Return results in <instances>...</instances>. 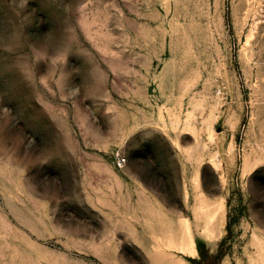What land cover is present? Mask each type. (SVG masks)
<instances>
[{
	"label": "rangeland",
	"instance_id": "1",
	"mask_svg": "<svg viewBox=\"0 0 264 264\" xmlns=\"http://www.w3.org/2000/svg\"><path fill=\"white\" fill-rule=\"evenodd\" d=\"M202 247L264 264V0H0V264Z\"/></svg>",
	"mask_w": 264,
	"mask_h": 264
},
{
	"label": "trees",
	"instance_id": "2",
	"mask_svg": "<svg viewBox=\"0 0 264 264\" xmlns=\"http://www.w3.org/2000/svg\"><path fill=\"white\" fill-rule=\"evenodd\" d=\"M201 260L198 261L199 264H205V260L208 259V254L207 251L204 247L201 248ZM220 257H222V252H220L216 257H215V261L218 260Z\"/></svg>",
	"mask_w": 264,
	"mask_h": 264
},
{
	"label": "built area",
	"instance_id": "3",
	"mask_svg": "<svg viewBox=\"0 0 264 264\" xmlns=\"http://www.w3.org/2000/svg\"><path fill=\"white\" fill-rule=\"evenodd\" d=\"M126 156H124L123 154H118L117 157H116V164L119 166V167H122L125 165L126 163Z\"/></svg>",
	"mask_w": 264,
	"mask_h": 264
},
{
	"label": "bare ground",
	"instance_id": "4",
	"mask_svg": "<svg viewBox=\"0 0 264 264\" xmlns=\"http://www.w3.org/2000/svg\"><path fill=\"white\" fill-rule=\"evenodd\" d=\"M180 232H181V231H180ZM177 235H178V234H177ZM214 236H215V235H214ZM179 237H180V234H179ZM179 237H178V238H179ZM178 238H177V239H178ZM173 239H174V238H173ZM193 242H194V241H193ZM162 244H163V243H162ZM184 244H185V242H184ZM163 245H164V244H163ZM161 246H162V245H161ZM178 247H179V246H178ZM178 247H177V248H178ZM193 247H194V246H193ZM194 249H195V248H194ZM182 251H183V250H182Z\"/></svg>",
	"mask_w": 264,
	"mask_h": 264
}]
</instances>
